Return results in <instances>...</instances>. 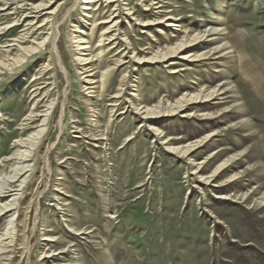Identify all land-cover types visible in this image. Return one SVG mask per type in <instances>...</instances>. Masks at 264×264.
I'll use <instances>...</instances> for the list:
<instances>
[{"label": "rangeland", "instance_id": "1", "mask_svg": "<svg viewBox=\"0 0 264 264\" xmlns=\"http://www.w3.org/2000/svg\"><path fill=\"white\" fill-rule=\"evenodd\" d=\"M0 194V264H264V0H0Z\"/></svg>", "mask_w": 264, "mask_h": 264}, {"label": "bare ground", "instance_id": "2", "mask_svg": "<svg viewBox=\"0 0 264 264\" xmlns=\"http://www.w3.org/2000/svg\"><path fill=\"white\" fill-rule=\"evenodd\" d=\"M170 25V24H169ZM182 48V45H178L176 46L175 48H172L169 50V52L174 55L177 51H179L180 49ZM167 55V53L164 55H162L161 57L162 58H165V56ZM204 54H193V56L197 57V58H200L201 56H203ZM190 57V56H189ZM194 57V58H195ZM180 58L182 59H187L188 57H186V55H183V56H180ZM196 58V60H197ZM83 60V59H82ZM218 91V90H217ZM195 94V93H194ZM220 94V93H219ZM218 95V93H215V91H210L208 92L206 95H204V97H199V94H196V95H189V97H185V98H182L180 99L181 101H178L177 104L174 106L175 109H178V108H182V109H185L189 104L191 103H198V102H207V101H210L212 100L213 98H215L216 96ZM181 109V110H182ZM178 111V110H177ZM159 111H156V109H149V108H146V110L144 111V113L146 114L145 118H151V117H154V115L152 116L151 114H154V113H158ZM200 114V113H199ZM152 130V128H150ZM154 131H157V130H154ZM38 132V131H37ZM37 134V133H36ZM155 134L157 136L160 135V133H156ZM33 135V134H32ZM35 135V134H34ZM33 135V136H34ZM206 138V137H205ZM205 138H201V139H196V140H193V141H190V142H187V143H184L182 145H174V146H169V144H167L168 142L167 141H162L160 144H167V148L166 150H168L169 152L173 153V154H177L179 156H188V154L197 146H199ZM26 140V139H25ZM22 142H17L18 145H21ZM19 155V154H18ZM16 156V158H20L21 159V156ZM234 158V156H228L226 158H224L223 160H221L219 163L216 164V166L212 169L211 171V174L208 175L206 178L208 177H212V176H215L217 175L219 172H221L228 164H230L231 160ZM16 174L18 172H15ZM19 174V173H18ZM238 175H231L228 179L229 180H234L235 178H237ZM3 192H1L2 194ZM0 194V197L2 196ZM10 205L11 204H7V206H4V207H1V209L3 210V214L10 211ZM2 242V241H1ZM2 244V243H1ZM1 248V247H0ZM1 250V249H0Z\"/></svg>", "mask_w": 264, "mask_h": 264}]
</instances>
